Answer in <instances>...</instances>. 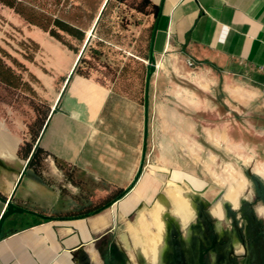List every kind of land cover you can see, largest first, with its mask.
<instances>
[{
	"label": "crops",
	"instance_id": "crops-1",
	"mask_svg": "<svg viewBox=\"0 0 264 264\" xmlns=\"http://www.w3.org/2000/svg\"><path fill=\"white\" fill-rule=\"evenodd\" d=\"M150 1L159 13L153 45L156 70L148 92L149 115L157 120L149 122V130H168L170 141L177 140L187 119L194 120L191 115L201 118L207 112L210 93L220 80L234 102L264 96V0ZM77 56H68L66 77ZM141 60L145 68L146 60ZM183 74L193 85L175 82V75ZM127 100L113 85L73 73L58 101L59 110L37 139L48 154L40 170L28 167L17 186L26 162L18 149L28 139L27 125L13 111L4 114L0 108V196L7 199L12 194L16 205L58 218L80 211L77 198L83 192L127 189L140 166L133 148L139 143L131 141L129 125L117 115ZM136 106L142 108L144 133V93L143 104ZM143 149L138 157H143ZM144 173L153 175L152 169ZM113 206L97 215L65 220L11 215L2 228L0 264H77L72 253L81 245L91 252L87 244L109 225ZM4 208L0 201V214Z\"/></svg>",
	"mask_w": 264,
	"mask_h": 264
},
{
	"label": "rangeland",
	"instance_id": "rangeland-1",
	"mask_svg": "<svg viewBox=\"0 0 264 264\" xmlns=\"http://www.w3.org/2000/svg\"><path fill=\"white\" fill-rule=\"evenodd\" d=\"M102 1L36 0L33 4L35 9L44 10L69 25L87 31L92 26ZM140 2L141 0H109L94 36L76 66L79 72L95 78L101 84L113 85V90L128 99L127 103L117 109V115L120 121L129 125L128 136L131 141L139 143V147H133L136 150L135 158H140L139 178L145 171L152 169L154 177L159 181L148 200L140 199L135 204L134 207L140 201L145 203L137 211L133 221L116 210L119 203L113 206L112 213L115 216L109 219V224L115 225L112 250L119 257L121 254L118 253L116 244L122 245L127 251L128 262L139 264L134 257L136 253L128 244V236L133 242L136 239L145 244L150 241L155 233L145 214L153 217L154 207L151 202L155 193L161 191L171 201L179 219L190 216L193 197L201 196L202 200H208L212 214L218 203L220 207L221 204H226L231 227L240 232L250 249L252 248L248 256L238 258L237 263L264 264V96L258 94L246 103L234 102L221 89L220 80L210 93L211 103L202 119L200 115H191L194 120L187 119L186 128L177 131V140L173 137L170 141L168 130H149V122L153 118L157 120L153 114L149 115V110L147 136L144 137L142 108L138 107L140 110H137V106L134 108L133 105L143 104L145 78L141 59L147 54L153 15L138 11ZM58 33L57 39L0 3V50L9 53L26 68L23 77L30 86L28 90H14L0 85V108L4 114L13 111L19 115L27 126L38 113H44L54 105L68 72V56L76 54L68 46L71 45L76 50L82 46L73 36L61 30ZM7 62L10 63L9 60ZM174 80L177 84L193 85L184 74L175 75ZM178 109L182 111L181 107ZM172 133L175 134V131ZM142 147L144 156L138 157L142 153ZM136 175L135 170L130 182ZM182 177L187 181L197 179L202 184L203 192H192ZM117 191L119 190L113 189L106 194L83 192L77 198L82 204L80 213H85L88 206L93 208L101 205ZM177 191L184 192L186 196L176 200ZM231 191L235 193V207L221 198L217 200L220 193L224 195ZM147 204L151 206L148 207ZM111 207L99 213L110 210Z\"/></svg>",
	"mask_w": 264,
	"mask_h": 264
},
{
	"label": "flooded vegetation",
	"instance_id": "flooded-vegetation-1",
	"mask_svg": "<svg viewBox=\"0 0 264 264\" xmlns=\"http://www.w3.org/2000/svg\"><path fill=\"white\" fill-rule=\"evenodd\" d=\"M191 203L190 216L183 219H179L170 213L173 210L172 203L169 209L160 205L164 210L162 218L164 228L160 234L162 250L157 264H238L236 261L238 258L248 256L252 248L250 249L248 246L246 238L231 227L226 204H221L226 226L219 228L217 218L210 212L211 203L208 200H202L201 196H198L193 197ZM144 205L145 203H142L141 207ZM151 205L147 204L148 207ZM137 206L126 214L128 220L133 221L135 219V214L141 209V207L137 209ZM95 210L91 212L93 213ZM82 215H87V213H81L77 216ZM145 218L151 224L150 215L145 214ZM150 226L152 231L156 233L152 224ZM114 229L115 225L109 224L104 230L94 234L93 239L87 244V247L91 248V252L85 250V245H81L75 251L74 258L77 264H130L127 251L122 245L116 244L117 251L121 254L119 257L112 250ZM139 241L142 246L147 245L143 241ZM128 244L137 254H134V257L137 258L138 263L147 264L148 257L137 251L134 246L135 242L129 236ZM236 244L240 247L239 250L236 249Z\"/></svg>",
	"mask_w": 264,
	"mask_h": 264
},
{
	"label": "trees",
	"instance_id": "trees-1",
	"mask_svg": "<svg viewBox=\"0 0 264 264\" xmlns=\"http://www.w3.org/2000/svg\"><path fill=\"white\" fill-rule=\"evenodd\" d=\"M36 0H0V3L8 6L9 8H12L17 14H19L24 20H26L28 23L36 25L43 29L44 31H48L50 35L56 37L57 39L59 38V33L58 31L61 30L71 36H73L75 39L80 41L83 45L84 40L86 38V35L89 33L91 27L85 31L79 27L69 25L65 23L61 18L59 17H53L51 14H47L46 11L44 10H37L34 7L33 2ZM60 0H57L59 2ZM105 2V5L102 8L103 3ZM119 2H122L123 0H117ZM109 3V0H103L101 3V6L97 12V15L95 16L94 20L98 17L97 24L95 26V31L96 28L99 24V21L101 17L103 16L106 7ZM102 8V9H101ZM138 11L141 12H146L148 14L153 15V21L150 25V30L148 34V41H147V54L143 57L144 59L147 60L148 58V53L150 49V43H151V38L153 34V29L155 26V20L158 16L159 13V7L155 4H153L150 0H141V2L138 4L137 7ZM93 20V22H94ZM93 24V23H92ZM94 31V33H95ZM91 42V41H90ZM90 44V43H89ZM86 48L88 47V45ZM69 49L73 50L76 55H78L79 50H76L74 47L71 45L68 46ZM82 47V46H81ZM85 48V50H86ZM84 50V51H85ZM84 53V52H83ZM7 60L10 61V63L7 62ZM81 61V57L79 59V62ZM78 62V63H79ZM20 66L21 69H16V67ZM23 71H26V68L23 67L21 63H19L14 57H12L9 53L0 50V85L3 86L5 89H18V90H28L30 89L29 83L24 80L23 77ZM76 74L88 77L87 75L83 74L82 72H79L78 69L75 68ZM145 73H146V67L144 68V78H145ZM66 78L64 79V81ZM51 110V109H50ZM50 110L42 113H38L34 119V121L27 126V133L29 134V138L27 140H24L18 149V154L23 156L24 159L27 160L28 156L30 155L34 144L37 142V139L40 136L41 131L43 130V127L45 125V122L48 118V115L50 113ZM47 151L44 150L42 147L37 145L30 161H29V168H32L35 171H39L41 168V162L47 155ZM63 168V167H61ZM64 169V168H63ZM67 176L70 177V174L65 171ZM115 193V195L111 198L106 200V202L102 203L101 205H95L93 208L89 207L86 208L85 213L90 214L92 213L91 211L93 210H101L104 206H109V204L118 197H121L127 192V189H118ZM81 214L80 211H73L69 213H65L63 215H60L61 217L64 218H71V217H76L77 215Z\"/></svg>",
	"mask_w": 264,
	"mask_h": 264
},
{
	"label": "water",
	"instance_id": "water-1",
	"mask_svg": "<svg viewBox=\"0 0 264 264\" xmlns=\"http://www.w3.org/2000/svg\"><path fill=\"white\" fill-rule=\"evenodd\" d=\"M105 2L103 3L102 5V8L103 6L105 5ZM101 8V9H102ZM97 20H98V17L94 20L93 24H92V27H91V31L90 33H88L86 35V38L84 40V43L78 53V56H77V59L75 61V64L73 66V68L71 69L70 73L68 74V76L66 77V80H65V84L58 96V99L57 101L55 102V104L51 107V110H50V113L48 115V118L45 122V125L43 127V129L46 127V125L48 124V121L50 119V117L56 113L58 110H59V107H58V101L64 91V88H65V85L66 83L68 82L69 78L71 77V75L74 73L75 71V68L79 62V59L80 57L82 56L87 44L90 43L92 37L94 36V31H95V26L97 24ZM156 28L157 26L154 27L153 29V34H152V38H151V43H150V49H149V53H148V58L146 60V64H145V67H146V73H145V79H144V137L147 136V124H148V121H147V115H148V91H149V85H150V79H151V76L153 75V73L155 72L156 70V59H155V56H154V51H153V45H154V38H155V31H156ZM43 131V130H42ZM37 142L34 144L33 146V149L30 153V155L28 156L26 162H25V165H24V168L22 169L21 173H20V176L18 178V181L16 183V186L19 184L20 180H21V177L23 175L26 174L27 172V168H28V165H29V161L37 147ZM143 156H144V149H143ZM141 173V165L139 166L138 168V171H137V175L136 177L134 178V180L129 184V186L127 187V192L122 195L121 197H118V198H115L110 204H109V207L115 205L116 203H118L122 198H124L132 189L133 187L135 186L136 182H137V179L139 178V174ZM15 186V187H16ZM196 193H202L203 192V189L199 190V191H195ZM223 195V193H220V195L217 197V199ZM0 201L3 202L5 204V208L4 210L2 211V213L0 214V239L2 237V228H3V225L6 221V219L8 217H10L11 215L13 214H25V213H29V214H32V215H35V216H38L40 217L41 219L43 220H56V219H59V220H65L66 218L64 217H54V216H50V215H44V214H41V213H38V212H35V211H31V210H28L22 206H19V205H16L13 200H12V194L10 195L9 198L5 199V197H2L0 196ZM155 202H158L160 203L161 205L165 206L167 209L170 208V201L169 199L166 197V195L161 192V191H158L155 193L153 199H152V202L151 204H154ZM141 204L142 202L140 201L138 206H137V209H139L141 207ZM107 206H104V208H106ZM101 210H95L93 213H90V214H87L86 216H91V215H95L97 213H99ZM80 216H76V217H71V218H79ZM73 257L75 256V253H72Z\"/></svg>",
	"mask_w": 264,
	"mask_h": 264
},
{
	"label": "bare ground",
	"instance_id": "bare-ground-1",
	"mask_svg": "<svg viewBox=\"0 0 264 264\" xmlns=\"http://www.w3.org/2000/svg\"><path fill=\"white\" fill-rule=\"evenodd\" d=\"M90 31H91V29H90ZM90 31H89V33H90ZM154 176L155 175L150 176L148 174H144L143 176H141L142 178L140 179L139 183L138 184L136 183L137 186L135 185L136 187L134 188V190L132 192H130V194L127 195L121 202H119V204L116 206L117 209L120 212H122L123 214H126L132 207L135 206L137 201H139L140 199L148 200L153 195V193L155 192V190L158 186L157 184L159 181ZM183 179L188 183L189 189L192 192H194L195 194H199V193H196L195 191L201 190L202 184L197 179H193L191 181H187V179H185V178H183ZM168 182H170V181H168ZM185 196H186V194L184 192H181V191H177L176 195H175L176 200H178L179 198L181 199ZM166 197H167V195H166ZM220 198H221V200L227 201L228 203H230L232 206L235 207L236 199H235V193L233 191L224 194ZM185 201H186V199H185ZM178 203L180 204V202H178ZM160 205L161 204L158 202H155L152 205V207H154V215L151 218L150 222H151L153 228L156 229V233L152 237H150V239H149L150 241L147 243L146 246H142L141 242L139 241L140 239L139 240L136 239V241H135L136 244L134 245V246H136L137 250L140 253H142L148 257V260H147L148 263L147 264H157L159 254L162 250L160 234L163 232V228H164V221L162 220L163 215H164V210L162 209V207ZM170 213H172L174 216L179 218V214L177 213V211L175 212L174 209ZM214 216L218 219L219 228L225 227V220H224V217L222 214L220 203H218V206L214 209ZM127 232H129V231H127ZM130 233H131V231H130ZM235 246H236V249H240V247L237 244Z\"/></svg>",
	"mask_w": 264,
	"mask_h": 264
}]
</instances>
